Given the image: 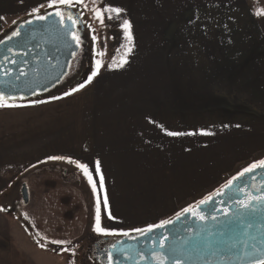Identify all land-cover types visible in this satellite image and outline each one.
<instances>
[{"label":"crops","instance_id":"0c3cea01","mask_svg":"<svg viewBox=\"0 0 264 264\" xmlns=\"http://www.w3.org/2000/svg\"><path fill=\"white\" fill-rule=\"evenodd\" d=\"M212 1V11L204 12L213 15L206 28L228 31L221 42L228 48L223 53L228 59L223 60L245 64L241 73L229 71L235 81L228 82V90L217 92L230 98L218 97L215 107L232 112L219 130L207 137H203L205 129L185 135L183 126L189 124L183 120L180 128L174 129L172 87L128 88L111 101L103 96L101 87L89 85L38 104L0 107V177L15 171L14 178L10 175L4 185L0 181V198L16 199L17 193L9 189L18 176L40 165L48 167L59 161L49 157L60 156L87 165L100 201L101 226L109 231L146 229L191 206L194 202L178 212L173 209L178 200L188 197L190 189L215 178L219 167L231 161L235 156L231 153L233 142L252 145L249 138H240L238 129L244 123L231 120L238 114L246 116V107L233 93L251 94L264 107V15H256L257 10L264 12V0L222 1L227 10L216 9L217 1ZM235 109L245 110L238 113ZM255 110L260 109L250 110L252 115ZM27 192L28 201L36 199L37 204L45 195L37 191L31 194L28 187ZM105 195L107 209L103 205ZM46 254L33 244L19 221L0 209V264H46L50 258Z\"/></svg>","mask_w":264,"mask_h":264},{"label":"rangeland","instance_id":"374dc122","mask_svg":"<svg viewBox=\"0 0 264 264\" xmlns=\"http://www.w3.org/2000/svg\"><path fill=\"white\" fill-rule=\"evenodd\" d=\"M200 1L202 0H82V3H75L73 0L72 7L82 17L85 29L76 33L81 41L77 65L69 77L47 91L48 95L66 89L78 91L82 88L81 85H94L101 87L103 96L113 101L128 88L172 87L174 129H179L183 120L189 124V127L183 126L185 135L188 131L194 133L200 129H205L203 137H207L210 132L215 133L222 127L223 120H229L227 118L232 113L215 107V99L218 101V97H228V94L217 92L228 90V82L235 81L230 79L229 71L241 73L245 64L223 60L228 59L227 55H223L228 48L222 47L221 42L227 38L228 31L206 28L211 25L206 21H213V15H205L204 12L212 11L213 1L205 0L203 2L210 4L209 6L203 2L198 6ZM216 1V9L227 10L228 5L223 4L227 0ZM48 3L46 0H0V39L9 36L15 30L17 22L27 17H35L32 14L34 9L39 8L37 14H40L67 6L57 5L49 8ZM106 6L118 7L122 11L119 18L112 14L113 19H108L109 13H104L105 19L101 25L94 18L93 10L102 11ZM125 19L131 24V45L128 44L121 28ZM93 36L96 37L95 41ZM128 47L132 50L125 56ZM99 52L104 55H98ZM113 57L116 58L115 63ZM122 59H126L127 63L120 66ZM97 61H100L102 66L98 74L88 82L89 76L96 71ZM233 87L231 90H235ZM252 96L236 91L233 93V97L246 107V116L238 114L237 117L231 118L244 123L241 124V129H238L242 135L240 138H249L248 141L252 145L233 142L235 149L231 153H235V156H232L231 161L226 166L219 167L215 178L207 180L198 188L190 189L188 197H183L176 203L173 208L175 212L193 202L191 206L198 204L220 190L244 168L264 160V107L262 103L254 101ZM257 107L260 110H255L256 114L252 115L250 110ZM235 110L238 113L244 111ZM249 130L252 133L247 136L242 134ZM217 138L219 134L216 135L215 139ZM68 160L56 161L48 167L47 164L40 165L18 176L9 189L17 193L16 199L1 197L0 209L19 221L33 244L47 252L46 255L50 258L46 259V264H93L86 255L88 245L99 237L111 235L93 231L97 193H93L92 185L81 170ZM211 164L207 162V165ZM14 172L0 177L2 185L8 177L14 178ZM173 175L175 177L176 173ZM219 183L221 185L212 191ZM23 185L29 188L31 194L34 191L39 195L45 192L39 204L36 199H30L26 205L23 204L20 195ZM208 192L211 193L204 196ZM136 229L110 232L115 236L125 232H137Z\"/></svg>","mask_w":264,"mask_h":264},{"label":"water","instance_id":"95a60500","mask_svg":"<svg viewBox=\"0 0 264 264\" xmlns=\"http://www.w3.org/2000/svg\"><path fill=\"white\" fill-rule=\"evenodd\" d=\"M78 21L81 23L80 19ZM65 22L67 27H61L54 15L43 22L30 17L17 22L15 30L2 38L0 94L26 100L49 91L74 72L79 47L71 37L75 26ZM15 31L20 35L10 40ZM262 184L264 169H257L251 176L245 175L234 182L224 196L214 197L212 202L202 205L203 221L181 211V219L176 220V215L170 217L167 220L173 223L165 228L148 234L115 235L120 238L110 246L107 257L112 258L111 264H156V254L164 255L165 264H254L264 259V207L254 212L244 211L235 201L244 199L238 187L254 192L261 189ZM21 196L26 204L25 185ZM164 237L167 240L162 249L160 244Z\"/></svg>","mask_w":264,"mask_h":264},{"label":"snow or ice","instance_id":"6c2138e0","mask_svg":"<svg viewBox=\"0 0 264 264\" xmlns=\"http://www.w3.org/2000/svg\"><path fill=\"white\" fill-rule=\"evenodd\" d=\"M75 3H82V0H75ZM57 5H67L68 7H72L74 6L73 0H49L48 3V7L52 8L54 6ZM41 7H43V5H41ZM94 18L97 19L101 25H103L104 23V13H109L108 15V19H113L114 16L112 14H115V18H119L120 13L122 11V9L118 8V7H111V6H106L103 8V10H99V9H94ZM39 13V8L34 9L33 10V15L35 16V20L39 21V22H43L46 21L48 16H55L57 17L59 24L61 27H67L66 24V20L68 22H70L73 26H75L77 24V20L71 15V13H69L67 15V17H65V14L63 11H61L59 9V7H57V10L52 13L49 12L46 15L45 14H37ZM256 15H264V12H261L260 10H257ZM121 28L124 31V35L126 40L128 41V44L131 45L132 44V34H131V24L129 23V21L127 19L123 20V23L121 24ZM20 35V33L18 31H15L12 33V35L9 37V39H13L15 37H18ZM71 37L72 40L75 41L76 43V47L80 46V38L76 33H71ZM96 37L93 36V41H95ZM131 47L127 48V51L125 53V56L129 53H131ZM9 51H12L11 49H9ZM98 55L103 56L104 53L103 52H99ZM7 58V57H5ZM116 58L113 57V62L115 63ZM13 63L15 61H12ZM124 63H127L126 59H122L120 62V66H123ZM102 66V63L100 61H97V68L96 71H93V73L91 74V76H89L88 78V82H91L92 78L95 77L98 74L99 68ZM7 74V73H6ZM24 73L22 72L21 75H23ZM84 85H81V87H83ZM14 99V97H8L5 96L4 94H0V107H8V106H13L9 104V101ZM168 135L172 136V135H179V133H174V132H168ZM49 159L51 160H63L66 159L65 157H60V156H53V157H49ZM69 163H73L75 165L76 168H78L79 170H81V172L83 173V175L85 177H87L88 179V183L90 185H92L93 187V193H96V186L93 183L92 177L90 175V173L88 172V167L86 164L80 163L78 161H72L71 159L68 160ZM99 169H100V164L99 161L96 162V170H97V174H99ZM257 169H264V160H260L258 162H254L253 164H251L249 167L244 168L240 173L237 174V176L232 177L231 179H229L227 181V183L223 186V188L217 192H215L214 194L210 195L209 197L199 201L198 204L194 205V206H189L188 208H185L182 210V213L184 215H192L194 218H198L199 220L203 221L205 219V216L201 215V206L202 205H206L209 202L213 201L214 197H220V196H224L226 194L225 190H231L234 182L238 181V180H242L245 175H249L251 176L253 174V172ZM254 178V177H253ZM103 177L101 176L100 179V189L103 190ZM237 191L242 192L244 199H237L235 202L237 204L240 205V208L243 209L244 211H257L258 207H264V184L261 185V189H257L254 190V192H247L244 190V188L242 187H238ZM229 199H232L231 196H229ZM103 205L104 208L107 209L108 208V199L107 196L105 195L104 197V201H103ZM224 215L227 216L228 213L224 212ZM109 219H113V217L111 216V214L109 213ZM181 219V213H177L176 214V220H180ZM173 223V221L171 220H164L161 221L159 224H155V225H150L148 226L146 229H136L135 231L137 232H141L143 234H148L153 232L154 230L157 229H162L165 228L167 225ZM93 231L98 233V234H102V235H112L114 233L110 232L109 230L103 228L101 226V207H100V201L97 200V204H96V217H95V224L93 225ZM124 236H128L129 233L125 232L122 233ZM167 240V237H164V240L161 241L160 247L163 249L165 247V243L164 241ZM54 243H64L62 241H54ZM155 260H156V264H165V260H164V255L161 254H156L155 255ZM111 260L112 258L109 257V261L111 264ZM254 264H264V259H258L256 261H254Z\"/></svg>","mask_w":264,"mask_h":264},{"label":"flooded vegetation","instance_id":"af4514ba","mask_svg":"<svg viewBox=\"0 0 264 264\" xmlns=\"http://www.w3.org/2000/svg\"><path fill=\"white\" fill-rule=\"evenodd\" d=\"M61 11L64 12L65 17L71 13V15L77 20V24L75 25V33L79 31H84V24L82 23V17L76 12L74 7L62 6L59 7ZM57 10V9H56ZM53 10V11H56ZM78 19H80L81 23H79ZM18 24V23H17ZM8 37V36H7ZM3 39H0L2 41ZM118 236H104L95 239L91 245H88L86 255L89 257V260L93 262V264H109V257H107L108 250L110 246L119 240Z\"/></svg>","mask_w":264,"mask_h":264},{"label":"trees","instance_id":"16d2710c","mask_svg":"<svg viewBox=\"0 0 264 264\" xmlns=\"http://www.w3.org/2000/svg\"><path fill=\"white\" fill-rule=\"evenodd\" d=\"M26 19H28V17ZM26 19H23V21L26 20ZM74 90L75 89H66L63 92H59V93L55 92V93H53L51 95H48V92H49L48 91V92L41 93V94H39L37 96L31 97V98L26 99V100H15V99H12V100L9 101V104L10 105H17V104H23V103L38 104V103L46 102V101H49V100L58 99V98H60V97H62L64 95H67V94L73 92Z\"/></svg>","mask_w":264,"mask_h":264}]
</instances>
